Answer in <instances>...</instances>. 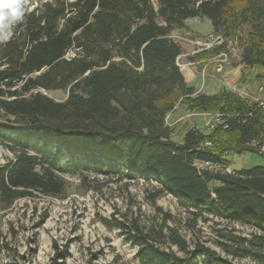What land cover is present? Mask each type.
Instances as JSON below:
<instances>
[{
  "label": "trees",
  "instance_id": "obj_1",
  "mask_svg": "<svg viewBox=\"0 0 264 264\" xmlns=\"http://www.w3.org/2000/svg\"><path fill=\"white\" fill-rule=\"evenodd\" d=\"M24 5L23 23L0 40V144L14 154L0 165V209L33 194L61 196L66 175L154 181V200L168 193L196 216L255 228L233 237L232 253L264 264V165L227 172L230 161L214 146V133L227 131L231 151L257 152L253 143L264 132V110L227 89L197 92L181 70L183 48L173 36L189 18L209 19L214 33L226 39L247 25L251 34L241 43V61L259 66L264 83V0ZM55 90L67 97L45 93ZM176 94L194 111H220L228 127L209 133L192 127L176 140L166 120ZM168 237L183 257L156 247L142 231L130 235L139 245V264H232L200 243L190 250L173 228Z\"/></svg>",
  "mask_w": 264,
  "mask_h": 264
},
{
  "label": "rangeland",
  "instance_id": "obj_2",
  "mask_svg": "<svg viewBox=\"0 0 264 264\" xmlns=\"http://www.w3.org/2000/svg\"><path fill=\"white\" fill-rule=\"evenodd\" d=\"M250 34L249 27L243 25L235 36L226 39L214 33L207 18H189L184 28L174 30L173 36L183 48L178 63L181 70L189 68L197 77V92L214 94L227 89L249 102L264 100L261 68L241 61L242 42ZM222 53L227 54V60L224 69L218 71L215 64L224 58ZM45 93L56 100L67 97L61 90ZM172 101L175 107L166 120L178 141L192 127L211 132L207 121L222 115L218 110L194 111L179 94ZM232 143L230 132L214 133V146L224 151L231 172L264 165L263 155L237 154L230 150ZM12 159L14 154L0 144V165ZM64 178L66 188L59 197L33 194L0 209V264H139V245L129 240L138 231L149 235V241L161 250L183 257L185 253L168 237L169 228L186 239L190 250L200 243L232 264H254L232 253V239L249 236L255 228L210 214L196 216L168 193L154 200L158 190L154 181L94 173Z\"/></svg>",
  "mask_w": 264,
  "mask_h": 264
},
{
  "label": "clouds",
  "instance_id": "obj_3",
  "mask_svg": "<svg viewBox=\"0 0 264 264\" xmlns=\"http://www.w3.org/2000/svg\"><path fill=\"white\" fill-rule=\"evenodd\" d=\"M24 0H0V40H8L13 28L25 18Z\"/></svg>",
  "mask_w": 264,
  "mask_h": 264
},
{
  "label": "built area",
  "instance_id": "obj_4",
  "mask_svg": "<svg viewBox=\"0 0 264 264\" xmlns=\"http://www.w3.org/2000/svg\"><path fill=\"white\" fill-rule=\"evenodd\" d=\"M217 39H220L221 40V36H218ZM204 46H211V44H205ZM221 56H224L223 59H219V63H216V69L218 71H222L224 69V61L227 60V54L226 53H222ZM259 106L264 110V100H260V101H257ZM224 115H220L219 118L216 119V121H213V120H208L207 121V126L209 127L210 131H214L218 126H222L223 128H227L228 127V123L227 121L224 119L223 117ZM211 143L210 142H206L205 145L208 146L210 145ZM254 145L256 146L257 148V152L261 155L264 156V132L260 138L259 141L255 142ZM212 167V166H210ZM225 171L227 172H231L230 168H226L224 169Z\"/></svg>",
  "mask_w": 264,
  "mask_h": 264
},
{
  "label": "crops",
  "instance_id": "obj_5",
  "mask_svg": "<svg viewBox=\"0 0 264 264\" xmlns=\"http://www.w3.org/2000/svg\"><path fill=\"white\" fill-rule=\"evenodd\" d=\"M216 65V64H215ZM216 68V66H215ZM185 79L187 81V83L191 86H194L195 88H197V77L194 75V73L192 72L191 69H187L186 71L182 70ZM226 73H228V71H226Z\"/></svg>",
  "mask_w": 264,
  "mask_h": 264
}]
</instances>
